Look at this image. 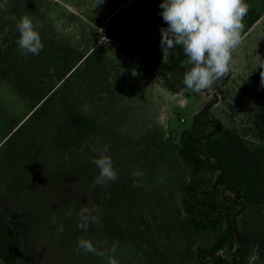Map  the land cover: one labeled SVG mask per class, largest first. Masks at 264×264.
Returning <instances> with one entry per match:
<instances>
[{
  "label": "rangeland",
  "instance_id": "obj_1",
  "mask_svg": "<svg viewBox=\"0 0 264 264\" xmlns=\"http://www.w3.org/2000/svg\"><path fill=\"white\" fill-rule=\"evenodd\" d=\"M138 1L142 14L152 12L151 24L162 18V0ZM25 14L42 24L41 36L105 59L112 91L91 100L80 85L64 93L63 103L71 98L97 122L80 147L64 151L54 144L58 111L28 122L30 104L0 82V210L22 238L18 264H108L109 257L118 264H212L215 257L238 264L237 246L211 252L215 234L189 228L177 189L190 171L176 145L188 130L200 150L215 125L223 124L264 150L249 116L260 95L251 75L264 63V13L241 32L224 80L201 92L183 83L190 65L159 70L133 64L125 46L136 39L133 32L119 31L121 45H112L106 26L113 10L103 0H0V37ZM106 145L118 178L100 185L92 161ZM219 176L209 161L202 193L214 192L233 208L237 230L244 222L264 237V206L244 216L235 193L218 186ZM85 206L89 223L83 230L78 224ZM129 218L137 219L135 227ZM78 238L90 239L103 255L78 250ZM254 240L244 264H264V238Z\"/></svg>",
  "mask_w": 264,
  "mask_h": 264
},
{
  "label": "trees",
  "instance_id": "obj_2",
  "mask_svg": "<svg viewBox=\"0 0 264 264\" xmlns=\"http://www.w3.org/2000/svg\"><path fill=\"white\" fill-rule=\"evenodd\" d=\"M113 10L106 32L112 45L120 46L118 33L121 30L133 32L136 39L126 43L132 54L133 64L149 65L155 69L183 70L186 56L182 46L177 45L173 55L163 57L160 47L163 18L151 24L152 12L142 14L143 7L138 0H103ZM250 10L244 18V29L248 30L264 13V0H245ZM153 5H150L152 10ZM159 17V16H158ZM158 19V18H157ZM3 26L2 28H5ZM43 50L39 55H24L16 41L19 38L17 26H9L0 37V82L30 104L28 122L40 119L50 112L59 113L60 123L55 127L54 144L64 151L78 148L86 137L97 130L96 120L87 110L73 102H62V97L71 86L84 88L86 100L111 93V72L106 60L93 53L83 54L74 48L64 46L43 36ZM264 63L252 72L251 78L259 87L260 95L250 110L254 134L264 141ZM182 76V75H181ZM184 77H182L183 79ZM65 101V100H64ZM194 117V121L197 120ZM198 150L190 131L181 133L176 152L189 169V179L178 186L181 204L187 213L189 228L195 232L215 234L208 250L214 253L225 248L234 249L239 255L238 264H244L256 235L243 222L237 230L233 208L224 206L216 193H202L204 174L209 161H213L220 173L218 186L235 193L244 216L253 209L264 206V150L249 143L243 135L223 124H216L214 131L200 142ZM141 219V217H140ZM244 220V218H243ZM241 220V222L243 221ZM129 218V227L137 222ZM22 238L10 218L0 210V264H18L22 253ZM149 246L156 252L158 248ZM160 248V247H159ZM160 253V252H159ZM212 264H226L215 257Z\"/></svg>",
  "mask_w": 264,
  "mask_h": 264
},
{
  "label": "clouds",
  "instance_id": "obj_3",
  "mask_svg": "<svg viewBox=\"0 0 264 264\" xmlns=\"http://www.w3.org/2000/svg\"><path fill=\"white\" fill-rule=\"evenodd\" d=\"M160 8L167 25L160 29L163 57L173 55L177 45L182 46L186 56L183 63L191 66L184 74V85L194 92L211 91L229 72L232 52L241 41L243 21L250 5L245 0H162ZM40 28L42 24L29 15L20 18L16 43L22 54L39 55L43 50ZM108 148L106 145L104 152L92 161L99 169L96 183L100 185L118 178L112 158L106 154ZM88 213L89 209L82 207L78 227L83 230L88 227ZM92 222L97 221L93 218ZM77 247L85 253L103 255L90 239L78 238ZM108 264H118V261L109 257Z\"/></svg>",
  "mask_w": 264,
  "mask_h": 264
}]
</instances>
